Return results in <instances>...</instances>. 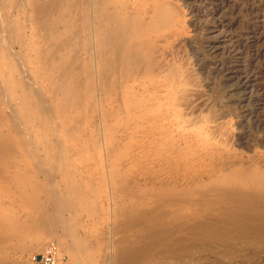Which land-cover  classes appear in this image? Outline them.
<instances>
[{"label": "rangeland", "instance_id": "rangeland-1", "mask_svg": "<svg viewBox=\"0 0 264 264\" xmlns=\"http://www.w3.org/2000/svg\"><path fill=\"white\" fill-rule=\"evenodd\" d=\"M46 1L0 0V88L42 89L27 95L32 105L55 111L44 109V129L28 139L14 132L9 108L0 112L4 140H35L0 154L9 161L0 163V264H35L52 243L59 264H184L176 260L190 245L231 227L218 216L228 190L242 202L264 190L220 180L244 171L264 183V0H117L123 16L142 12L129 76L157 81L127 89L116 56L108 52L106 70L97 52L91 0ZM158 6L167 18L152 20ZM204 185L220 190L206 196ZM150 228L168 230L169 241L150 240ZM136 243L146 254L125 260L119 250Z\"/></svg>", "mask_w": 264, "mask_h": 264}, {"label": "bare ground", "instance_id": "bare-ground-1", "mask_svg": "<svg viewBox=\"0 0 264 264\" xmlns=\"http://www.w3.org/2000/svg\"><path fill=\"white\" fill-rule=\"evenodd\" d=\"M46 1V0H45ZM49 1V0H48ZM51 1V0H50ZM53 1V0H52ZM51 1V2H52ZM59 1V0H58ZM56 1V2H58ZM87 1V0H86ZM120 1H123V0H120ZM40 2V1H38ZM47 2V1H46ZM53 5V3H51ZM115 1L114 0H91V19L93 20V37L95 38V41H96V45H97V48H98V53L101 54V57L105 59V57H108V52H112L115 56H116V62L119 63L118 66H122V74H123V82H124V85L126 87V89L129 87V85H134V84H137L138 82L141 84L140 85V88L142 85H146V82H147V79L148 82L154 87L157 83L156 80H154L155 78L153 77L152 78H149V77H145L143 74H140L138 73L136 76L135 75H132V76H129L130 72L135 70V64H139L137 60H135L136 58V50H132L131 48V42H132V39L134 36H137L139 34H142V32L137 29L135 26H137V23L141 21V15H142V12L141 10H139L138 12H136L134 15L132 16H129V15H124L123 16V5H118L117 4V0H116V3H114ZM125 2V0H124ZM128 2V1H127ZM133 2V0H132ZM43 3V2H42ZM40 3V5L42 4ZM34 4V3H33ZM48 4V3H47ZM49 4V5H50ZM55 4V3H54ZM59 5V2L57 3ZM120 4V3H119ZM131 4V3H130ZM129 4V5H130ZM39 5V6H40ZM44 5V3H43ZM56 5V4H55ZM56 5V6H58ZM73 5H74V2H73ZM76 5V3H75ZM37 6L36 8H38L39 11H42V9L40 7H38V5H35ZM46 7H51V6H48V5H44L41 6L43 8ZM126 6H128L126 4ZM79 7V5L77 6ZM132 7V6H131ZM138 7V6H137ZM136 7V9H137ZM40 8V9H39ZM54 8V7H53ZM51 7V10L53 9ZM159 6L157 7L156 11H155V14L153 15V18L152 20H154L155 17H160L161 18H167V14L168 12H159L157 13V10H158ZM47 8H45L44 10L46 11ZM56 9V8H55ZM130 9V7H129ZM50 10V9H49ZM48 10V11H49ZM50 10V12H51ZM79 10V9H78ZM43 11V14L44 13H48V11ZM128 11V10H127ZM133 12V11H132ZM42 13V12H40ZM46 13V14H47ZM55 13V12H54ZM131 13V12H130ZM45 14V16H46ZM50 16V15H49ZM44 17V16H43ZM51 17V16H50ZM79 20V19H78ZM77 20V21H78ZM83 22V21H82ZM75 24V23H74ZM79 26V25H78ZM10 29V28H9ZM43 29V28H42ZM46 29V28H45ZM78 32V31H77ZM1 33V32H0ZM103 33V34H102ZM102 34V36H101ZM2 35V34H1ZM163 35V34H162ZM75 36V35H74ZM73 36V37H74ZM146 36V35H145ZM154 38V37H153ZM66 39V38H65ZM152 40V39H151ZM155 41V39H153ZM157 40V39H156ZM70 41V40H69ZM99 41V42H98ZM145 41V40H144ZM143 41V42H144ZM72 42V41H71ZM94 42V41H93ZM147 42V41H145ZM151 42V41H149ZM153 42V41H152ZM156 42V41H155ZM64 43V42H63ZM69 43V42H68ZM74 43V42H72ZM138 45V42L136 43ZM51 45V44H50ZM63 45V44H62ZM69 45V44H68ZM95 45V44H94ZM110 45V47H109ZM95 47V46H94ZM144 47V46H143ZM68 48V47H67ZM93 48V47H92ZM137 48V47H136ZM94 49V48H93ZM177 49V48H176ZM157 50V49H156ZM159 50V49H158ZM79 51V50H78ZM95 51V49H94ZM172 53V52H171ZM76 55V54H75ZM95 56H96V53H95ZM172 56V55H171ZM110 58V57H109ZM51 59V58H50ZM75 59V58H74ZM97 59V57H96ZM106 60V59H105ZM114 61V60H113ZM147 61V60H146ZM177 61V60H176ZM97 63V61H96ZM184 63V62H183ZM187 63V62H186ZM105 69L108 70L110 67V63L109 61H105ZM103 65V66H104ZM99 66V65H98ZM100 66L102 68V65L100 63ZM144 66V65H143ZM135 67V68H134ZM79 68V67H78ZM100 68V67H99ZM113 68V67H112ZM118 68V67H117ZM119 70V68H118ZM195 70V69H194ZM96 71V70H95ZM156 71V70H155ZM165 72V71H164ZM96 73V72H95ZM103 73V72H102ZM119 73V72H118ZM135 73V72H134ZM97 74V73H96ZM110 74V73H108ZM118 75V74H117ZM101 76V75H100ZM108 76V75H107ZM167 76V75H166ZM170 76V75H168ZM167 76V78H168ZM177 76V75H176ZM161 77V76H160ZM99 78V77H98ZM107 79V77H106ZM105 79V82H107ZM169 79V78H168ZM60 80V78H59ZM62 80V79H61ZM119 80V79H117ZM155 83H153L154 81ZM96 81H97V78H96ZM109 81H110V77H109ZM153 81V82H152ZM168 82H171L168 81ZM190 82V81H189ZM149 83L147 85H149ZM153 83V84H152ZM176 83V82H175ZM21 84V83H20ZM117 84V83H116ZM119 84V82H118ZM180 84V83H179ZM66 85V84H65ZM12 86V85H11ZM118 86V85H117ZM138 86V84H137ZM6 87V86H4ZM40 87V86H39ZM70 87V86H69ZM143 87V86H142ZM172 87V86H171ZM30 88V87H29ZM35 88V87H34ZM34 88H26L25 86H23L21 84V86L18 85V87H6V88H0V112L2 111L3 107L6 108H9L11 111V123L14 124V129L16 131H14L15 133H21L22 137L24 138H31L30 135L34 132L36 133L37 135L41 134L40 130L41 129H44V125L45 124V119H44V116H41V113H44L46 111H44L45 108H48V104L49 102L47 103L46 106L48 107H45L44 108V104L43 102H40V108L41 110H39V105L37 107L34 108V106L32 105V100L27 96L29 94H32L34 95L35 92H32ZM42 88V87H40ZM57 88V87H56ZM119 88V87H118ZM148 88V86H147ZM157 88V86H156ZM39 89V88H38ZM38 89L35 88V90L38 92ZM138 89V88H137ZM40 90V89H39ZM42 90V89H41ZM40 90V91H41ZM191 90V88H190ZM128 91V90H127ZM131 92V91H130ZM44 93V91H43ZM171 93V92H170ZM38 94V93H37ZM36 94V95H37ZM125 94H126V91H125ZM122 95V94H121ZM120 95V96H121ZM167 95V94H166ZM169 95V94H168ZM30 96V95H29ZM40 96L41 95V92H40ZM159 97V96H158ZM157 97V98H158ZM166 97V96H165ZM33 98V96H32ZM38 99V96L35 97V99ZM42 99V98H41ZM128 99V98H127ZM31 100V101H30ZM34 100V99H33ZM35 101V100H34ZM33 101V103H34ZM45 101V100H44ZM48 101V100H47ZM119 101H120V98H119ZM127 101V100H126ZM124 101V102H126ZM167 101V100H166ZM37 102V101H36ZM37 102V104H38ZM51 102V101H50ZM45 103V102H44ZM46 104V103H45ZM35 105V104H34ZM52 105V104H51ZM141 105V103H140ZM143 106V105H142ZM51 107V106H50ZM53 107V105H52ZM52 107L49 109L51 110ZM140 108V107H139ZM4 109V111H5ZM8 109V110H9ZM126 109V108H125ZM137 109V108H136ZM134 109V110H136ZM145 109V108H144ZM7 110V109H6ZM46 110V109H45ZM53 112L54 109H52ZM51 110V111H52ZM172 110V109H171ZM49 111V114H51ZM124 111V110H123ZM8 112V111H7ZM57 112V111H56ZM127 112V111H126ZM3 114V113H1ZM1 114H0V118H1ZM5 114V113H4ZM40 115V116H39ZM42 115H46L45 114H42ZM29 117V120H22V117ZM47 116H48V113H47ZM51 116V115H50ZM55 116V115H54ZM53 117V116H51ZM50 117V119H51ZM55 118V120L59 117H53ZM52 118V119H53ZM143 118V117H142ZM4 119V117H3ZM20 119V120H19ZM25 119V118H24ZM51 119V120H52ZM148 119V118H147ZM146 119V120H147ZM167 120V119H166ZM53 121V120H52ZM150 121V120H149ZM5 122L4 120H1L0 121V127H5L7 126V123H3ZM37 122V123H36ZM48 122V120H47ZM51 122V121H49ZM58 122V121H57ZM179 123V122H178ZM54 124V123H52ZM60 125V123H57V125ZM53 126V125H52ZM55 128H56V125H55ZM188 128V127H187ZM212 128V127H211ZM47 129V128H46ZM49 129V128H48ZM53 129V128H52ZM51 129V130H52ZM56 129H59L58 127ZM145 129V128H144ZM5 130V129H4ZM49 130V131H51ZM55 130V129H54ZM52 130V131H54ZM60 130V129H59ZM11 131V130H10ZM13 131V129H12ZM39 131V133H38ZM42 131V130H41ZM48 131V132H49ZM163 131V130H162ZM1 132V130H0ZM7 132V131H6ZM58 130L55 132L57 133ZM46 133V132H45ZM162 133V132H161ZM2 133H0V140L2 141L0 143V154L2 153H5L7 155H10L12 153H10L11 151H14L16 150V147L17 145L21 144V145H26L27 143V146L28 148L30 147V145L32 146V142H29V140L26 141V139L24 140V138L22 139V141L20 143H14V139H13V143L11 144L8 140H4V135L2 136L1 135ZM7 134V133H6ZM5 136H7L9 134V131H8V134ZM11 134V133H10ZM54 133H50V135H53ZM58 134V133H57ZM171 134V135H170ZM215 134V133H213ZM18 135V134H16ZM20 135V134H19ZM18 135V136H19ZM61 135V134H59ZM59 135H57L59 137ZM156 135V134H155ZM168 135L171 137L172 136V132L171 133H168ZM48 136V135H46ZM193 136V135H192ZM8 137V136H7ZM12 137V136H11ZM17 137V136H16ZM35 137V135L33 136ZM13 138V137H12ZM20 138V136H19ZM49 138V137H48ZM52 138V137H51ZM36 139V138H35ZM42 139V138H40ZM50 139V138H49ZM47 139V141L49 140ZM60 139V137H59ZM154 139V138H153ZM24 140V141H23ZM172 140V139H171ZM201 140V139H200ZM199 140V141H200ZM230 140V139H229ZM11 141V140H10ZM31 141H35V140H31ZM59 141V140H57ZM57 141L55 143H57ZM26 142V143H25ZM44 142V141H43ZM31 143V144H30ZM35 143V142H34ZM33 143V145H34ZM60 143V142H59ZM42 144V142H41ZM45 144V143H44ZM47 144V143H46ZM50 144V143H49ZM15 148H13V146ZM53 145V144H52ZM59 144H57V148L59 147L58 146ZM26 147V146H24ZM47 147V145H46ZM27 149V147H26ZM30 149V148H29ZM49 149V148H48ZM212 149V148H211ZM28 150V149H27ZM31 150V149H30ZM29 150V151H30ZM59 150V148H58ZM210 150V149H209ZM57 151V150H56ZM7 152H9L10 154H8ZM53 152V151H52ZM32 153V152H31ZM4 154V156H5ZM17 154V153H16ZM37 154V153H36ZM35 154V155H36ZM53 154V153H52ZM58 154V153H57ZM34 155V153H33ZM38 155V154H37ZM3 155H1L2 157ZM13 156V155H12ZM16 156H19V154H17ZM15 154L13 156V159H16L14 157H16ZM32 156V155H31ZM8 157H11L8 156ZM58 158V156H56ZM7 158V156H6ZM23 158V157H22ZM33 159H36V157H33ZM39 158V157H38ZM9 159V158H8ZM12 159V158H11ZM40 159V158H39ZM38 159V160H39ZM228 159V158H227ZM2 162H0L1 164L2 163H5L8 164L9 161H5V159H0ZM18 160V159H17ZM36 160V162L38 161ZM11 161V160H10ZM41 161V160H39ZM7 162V163H6ZM21 162V160H20ZM42 162V161H41ZM13 164V161L11 162ZM19 164V162H15V164ZM0 164V165H1ZM216 164V163H215ZM40 165V164H39ZM43 165V164H42ZM256 165V164H255ZM7 166V165H6ZM5 166V167H6ZM9 167H11L10 165H8ZM18 166V165H17ZM26 167V163L24 165ZM41 166V165H40ZM2 167H3V164H2ZM29 167V166H28ZM1 168V167H0ZM20 168V166H19ZM215 169V167H213ZM251 168V167H250ZM249 168V169H250ZM253 168V166H252ZM15 171L17 168H14ZM242 169V168H241ZM26 171V170H25ZM29 171V170H28ZM17 172V171H16ZM34 172V171H33ZM44 173V171H41ZM244 171H241L240 174L238 175H234V176H229L230 174H225V176L221 177V181L223 182V185L227 184V185H245L247 187H260V186H263L261 181L259 182V177L257 176H254L252 177V175H248V174H245L243 173ZM16 174V173H15ZM5 175V174H4ZM9 175V174H8ZM12 175V174H11ZM18 175V174H16ZM23 175V174H22ZM3 176V175H2ZM7 176V175H6ZM24 176V175H23ZM15 177V176H14ZM2 178V177H0ZM5 178V177H4ZM16 178V177H15ZM17 178H21V175L19 177V175L17 176ZM28 178V177H27ZM194 178V177H193ZM210 178V177H209ZM7 178L4 179V181L6 180ZM11 179V178H10ZM12 180V179H11ZM197 180V179H196ZM220 181V182H221ZM15 182H16V179H15ZM14 182V183H15ZM29 183V182H28ZM13 184V183H12ZM23 184V183H22ZM221 185V184H220ZM214 186V185H213ZM264 188V187H263ZM22 189V188H21ZM24 189V188H23ZM55 189V188H54ZM252 189V188H251ZM56 190V189H55ZM199 190V189H198ZM220 189L217 188H213L212 185L209 186V185H204V188L203 190H201L202 193L206 194V196H208L211 192H214V191H219ZM236 190V189H235ZM234 190V192H228L230 190L227 191V193L225 195H223V199L222 201L219 203L221 204V207H220V214L218 216H224L222 218L219 219V224L220 222H226L227 220H231L232 223L230 222H227L225 223L227 226L230 225L231 227H227L226 226L222 227L223 229H227L224 230V233L223 235L224 236H219L218 238L214 239L212 238V236H210L212 233L209 234V236H205L203 238L198 239L199 242L196 243L195 245H190L189 247V251L187 250V253L185 255H181V256H178L179 259H177L176 261H178L179 263H182L183 261L186 260V262L184 264H228L229 262H233L234 264H264V190L259 191L257 192L256 194L254 195H251L250 192V195H247L245 196V200L242 202L243 199H238L237 196L239 195L238 193H236ZM23 191V190H21ZM191 191V190H190ZM237 191V190H236ZM240 191V190H239ZM24 192V191H23ZM196 192V191H195ZM200 192V193H201ZM210 192V193H209ZM243 192V191H242ZM209 193V194H208ZM220 193V192H219ZM241 193V192H240ZM245 193V192H244ZM255 193V192H253ZM21 194V192H20ZM25 194V193H24ZM185 194V193H184ZM28 195V194H27ZM186 195V194H185ZM203 195V194H202ZM205 197V196H204ZM242 197V196H241ZM206 198V197H205ZM243 198V197H242ZM174 199V198H173ZM220 199V198H219ZM177 200V199H175ZM170 201V200H168ZM188 201V200H187ZM217 201V200H216ZM151 203V202H150ZM156 203V202H155ZM3 204V203H2ZM191 204V203H190ZM202 204V203H201ZM162 205V204H161ZM203 205V204H202ZM201 205V206H202ZM3 207V206H2ZM0 207V210H2L3 208ZM2 208V209H1ZM157 209V208H156ZM219 209V208H218ZM151 210V209H150ZM215 210V208H214ZM217 210V209H216ZM1 213V212H0ZM204 213V212H203ZM151 214V212H150ZM163 214V213H162ZM166 214V212L164 213ZM211 214V213H210ZM209 214V215H210ZM205 215V214H204ZM208 215V214H207ZM228 215L230 217H228ZM147 216V215H146ZM217 216V217H218ZM166 217V216H165ZM209 217V216H207ZM216 217V218H217ZM144 218V217H143ZM163 218V217H162ZM198 219V217H196ZM195 218V219H196ZM216 218H213V219H216ZM155 219V218H154ZM183 219V218H182ZM200 219V217H199ZM212 219V220H213ZM218 219V218H217ZM216 219V220H217ZM162 220V219H161ZM194 220V219H193ZM192 220V221H193ZM208 220V218L206 219ZM211 220V219H210ZM212 220L208 223V221L204 222L207 223V225L209 226H212ZM216 220H213L214 222H216ZM143 221V220H142ZM157 222V221H156ZM184 222V221H182ZM181 222V223H182ZM147 223V222H146ZM194 223V222H193ZM217 223V222H216ZM215 223V225H216ZM159 224V223H158ZM163 223H161L162 225ZM185 224V222H184ZM202 224V223H201ZM201 224L199 225L198 223H196V226L199 225V227H201ZM218 224V225H219ZM223 224V223H222ZM224 224V225H225ZM175 225V224H174ZM189 225H191L189 223ZM194 225V224H192ZM203 225V224H202ZM214 225V224H213ZM150 226V225H149ZM148 226V227H149ZM180 225H177L176 227L179 228ZM205 226V225H204ZM217 226V225H216ZM143 227V226H142ZM151 227V226H150ZM174 227V228H176ZM195 227V226H194ZM193 227V229H195ZM215 227V226H214ZM213 227V228H214ZM218 227V226H217ZM165 228H167L165 226ZM165 228H163V231L165 230ZM181 228V227H180ZM189 228V227H188ZM192 228V227H191ZM208 228V226H207ZM221 226H220V230H222ZM158 229V228H157ZM169 229V228H168ZM177 229V228H176ZM182 229V228H181ZM197 229H198V226H197ZM195 229V230H197ZM211 231H213L211 228H209ZM151 230V228H150ZM174 230V229H171L170 230V233L171 231ZM185 230V229H184ZM183 229L180 230V231H184ZM187 230V229H186ZM190 230V229H189ZM199 230V229H198ZM202 230H204V228H202ZM217 231H219V227L216 229ZM177 231V230H176ZM179 231V229H178ZM193 231V230H192ZM209 230H207L208 232ZM210 231V232H211ZM216 231V232H217ZM37 232V231H36ZM64 232V231H63ZM162 232V231H161ZM159 232L157 230H151L150 233H149V237L151 238L150 240H153V238L155 237H162V235H165L166 236V232H168V230H166V232ZM173 232V231H172ZM191 232V231H190ZM200 232V231H199ZM214 232V233H216ZM178 233V232H177ZM186 233V232H185ZM188 233V232H187ZM186 233V234H187ZM201 233V232H200ZM37 234V233H36ZM52 234V233H51ZM56 234V233H55ZM68 234V233H67ZM71 234V233H70ZM174 234V233H172ZM171 234V235H172ZM194 234V233H193ZM198 234V232H197ZM205 234V233H204ZM219 234H221L219 232ZM218 234V235H219ZM60 235V234H59ZM170 235V236H171ZM175 235V234H174ZM173 235V236H174ZM190 235V234H189ZM208 235V234H207ZM39 236H42V235H39ZM37 236V239L38 237ZM49 236V235H47ZM169 236V232H168V235L167 237ZM172 236V237H173ZM196 236V235H195ZM199 236V235H197ZM36 237V236H35ZM171 237V238H172ZM176 237V236H175ZM185 237V236H184ZM191 237V236H190ZM215 237V235H214ZM41 238V237H40ZM169 238V237H168ZM180 238V236H179ZM178 238V239H179ZM183 237H181L182 239ZM187 238V237H185ZM42 239V238H41ZM59 239V238H58ZM163 239H166L169 241V239H167L166 237L163 238ZM192 239H194L192 237ZM8 240V239H7ZM187 240V239H186ZM189 240V239H188ZM19 241V240H18ZM173 241V240H172ZM184 241V240H183ZM193 241H197L196 240H193ZM171 242V241H170ZM187 242V241H185ZM193 242V243H195ZM12 243V242H11ZM178 243V241L176 242ZM188 243H192V241L190 240ZM7 244V242H6ZM131 244V243H130ZM167 244V242H166ZM173 244V243H172ZM181 244V243H179ZM183 244V243H182ZM11 245V244H10ZM18 245H19V242H18ZM25 245V244H24ZM171 244H169V248L172 246H170ZM197 245V246H196ZM23 246V245H22ZM21 246V247H22ZM128 246L127 248L124 247V249L122 250L121 247L119 251H121V255L123 257H125L124 259L128 260V259H132L133 257H137L139 255L143 256L144 257V254L145 251L144 249H141V247L139 246L138 243L136 244H133L132 247L131 245H126ZM180 246V245H179ZM181 246H184V245H181ZM187 246V244H186ZM189 246V244H188ZM187 246V247H188ZM178 248V247H177ZM185 248V246H184ZM175 249V248H174ZM180 249V247H179ZM183 249V247H182ZM181 249V250H182ZM185 250V249H184ZM183 250V251H184ZM170 251V249L168 250ZM173 251V249L171 250V252ZM182 251V252H183ZM179 253H181V251H178ZM186 252V251H185ZM177 253V251L175 250V254ZM178 253V254H179ZM184 253V252H183ZM219 254V259L218 257L216 258L215 254ZM170 253H168L169 255ZM173 254H171L172 256ZM177 255V254H176ZM201 255H203V257H201ZM215 255V256H214ZM167 256V255H166ZM171 256H167V257H171ZM176 257V256H175ZM164 258V256L162 257ZM161 258V259H162ZM173 258V257H171ZM220 258H223L224 260L226 259V261L224 260H220ZM156 259V258H155ZM174 259V258H173ZM157 260V259H156ZM165 260V258H164ZM166 260H168V263L167 264H171L172 262H169L170 260L167 258ZM165 260V261H166ZM175 260V259H174ZM159 261V260H158ZM163 261V259L161 260ZM164 261V262H165ZM181 261V262H180ZM237 261V262H236ZM166 263V262H165ZM174 264V263H172ZM176 264V263H175ZM178 264V263H177Z\"/></svg>", "mask_w": 264, "mask_h": 264}, {"label": "built area", "instance_id": "built-area-1", "mask_svg": "<svg viewBox=\"0 0 264 264\" xmlns=\"http://www.w3.org/2000/svg\"><path fill=\"white\" fill-rule=\"evenodd\" d=\"M61 254L55 243L49 245L46 251L35 258V264H59Z\"/></svg>", "mask_w": 264, "mask_h": 264}]
</instances>
